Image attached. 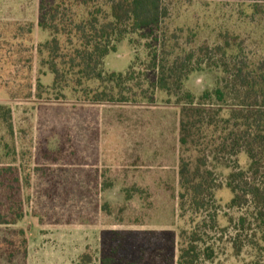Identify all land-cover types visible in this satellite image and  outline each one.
Returning a JSON list of instances; mask_svg holds the SVG:
<instances>
[{
    "label": "rangeland",
    "instance_id": "1",
    "mask_svg": "<svg viewBox=\"0 0 264 264\" xmlns=\"http://www.w3.org/2000/svg\"><path fill=\"white\" fill-rule=\"evenodd\" d=\"M164 1L169 32L183 35L181 43L187 36L188 47L237 36L244 57L264 58V0ZM39 2L0 0V106L8 109L0 118V167H11L0 177V214L13 219L22 211L15 223L0 224V264L175 262L177 235L192 226L178 210V108L159 91L150 104L132 101L135 88L124 90L127 102L90 103L71 87L53 89L39 49L48 40L38 27ZM133 40L109 53L106 70L125 73L133 64L139 76L146 51L144 40ZM214 77L193 73L185 88L198 96ZM154 79L148 72L143 82ZM239 162L246 165L244 154ZM228 172L217 169L218 181ZM215 196L222 206L231 197L225 187ZM214 231V258L205 264L250 260L246 252L233 256L230 228L222 238Z\"/></svg>",
    "mask_w": 264,
    "mask_h": 264
},
{
    "label": "trees",
    "instance_id": "2",
    "mask_svg": "<svg viewBox=\"0 0 264 264\" xmlns=\"http://www.w3.org/2000/svg\"><path fill=\"white\" fill-rule=\"evenodd\" d=\"M168 18L164 0H56L51 6L40 0L38 27L48 40L39 49L47 54L44 64L53 76L52 88L71 87L90 103H124L129 101L124 90L135 88L140 94L132 101L150 104L156 92H163L166 103L172 100L178 108V210L192 223L179 231L176 260L168 258L166 264L212 262L209 240L214 230H221L222 238L229 228L233 256L246 252L250 260L244 264H264V58L244 57L237 36L188 47L187 36L181 43L183 35L169 32ZM133 37L144 40L146 51L139 76H133V64L125 73L106 70L109 53L125 39L136 45ZM201 71L215 77L212 88L196 96L185 82ZM148 72L155 73L151 83L143 82ZM136 80L129 89L122 87ZM7 113L0 106V118ZM241 154L247 160L244 167ZM217 169L229 170L221 182ZM10 170L0 167V177ZM223 187L231 195L225 206L215 196ZM14 215L7 219L0 214V224L15 223L22 211ZM220 217L226 227L219 226Z\"/></svg>",
    "mask_w": 264,
    "mask_h": 264
}]
</instances>
